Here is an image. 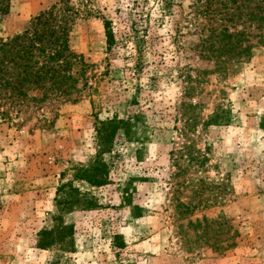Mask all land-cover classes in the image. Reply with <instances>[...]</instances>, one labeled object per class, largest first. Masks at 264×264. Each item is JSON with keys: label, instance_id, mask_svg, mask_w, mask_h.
Segmentation results:
<instances>
[{"label": "rangeland", "instance_id": "374dc122", "mask_svg": "<svg viewBox=\"0 0 264 264\" xmlns=\"http://www.w3.org/2000/svg\"><path fill=\"white\" fill-rule=\"evenodd\" d=\"M194 3L9 0L0 38L53 10L87 66L68 98L0 103V264H264V43L224 21L251 50L203 57ZM111 118L126 123L99 139Z\"/></svg>", "mask_w": 264, "mask_h": 264}, {"label": "trees", "instance_id": "16d2710c", "mask_svg": "<svg viewBox=\"0 0 264 264\" xmlns=\"http://www.w3.org/2000/svg\"><path fill=\"white\" fill-rule=\"evenodd\" d=\"M194 4L195 12L210 20L206 28L209 34L201 38L203 57L210 59L214 57L213 59L217 60L222 56L217 52L221 51L223 55L236 52V56L241 58L251 50V45L246 44L250 35L243 25V29L237 30L233 27L234 30L229 32L222 26L221 22L224 21L233 22L232 24H237V21H240V24L246 22L254 24L259 32L257 42L264 43V0H195ZM8 10L9 0H0V16L6 14ZM223 14L226 17H220ZM61 17L53 10L42 13L35 18L33 31L25 30L23 34L6 40L0 38V103L44 101L49 92L55 90L58 95L66 98L72 94L78 75L84 73L87 65L80 55L69 50L65 26L57 24ZM216 23L221 24L215 26ZM104 24L107 42L110 45L114 40L109 26L111 23L107 20ZM189 79L195 81L192 77ZM37 90H42L41 96L30 94ZM218 118L217 114L211 115L207 120H203L202 125H211L217 122ZM125 123L117 118L100 121L102 126H108L110 130L103 133L98 129L99 139L107 141ZM194 126L196 124L191 123V118L185 120L180 135L188 137ZM103 144L99 149L100 153L110 148V145ZM182 148L187 152L186 166L196 165L201 168L205 165L207 156L191 142L183 143ZM95 184L100 185L102 181L97 180ZM178 202L176 207L183 208V212L195 207Z\"/></svg>", "mask_w": 264, "mask_h": 264}]
</instances>
